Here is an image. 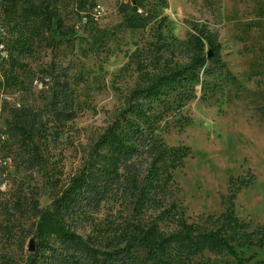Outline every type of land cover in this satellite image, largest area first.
<instances>
[{
    "label": "rangeland",
    "instance_id": "rangeland-1",
    "mask_svg": "<svg viewBox=\"0 0 264 264\" xmlns=\"http://www.w3.org/2000/svg\"><path fill=\"white\" fill-rule=\"evenodd\" d=\"M25 2L21 0L17 19H22ZM31 2L56 9L62 21L33 30L22 22L13 32L8 16L0 19L7 37L0 41V264H26L37 218L31 193L46 207L121 110L131 102L148 107L145 94L137 92L147 85L143 72H157L172 53L179 62L187 61L179 51L191 33V21L206 22L219 32L229 75L207 77L190 98L152 102L147 113L155 138L190 148L160 187L188 222L209 227L221 225L216 217L236 191L234 207L244 226L224 227L239 234L234 244L244 257L264 260V246L242 243L248 234L255 240L264 234V0H147L148 23L136 29L121 26L118 0ZM5 3L0 2L2 7ZM18 31L29 38V49L16 43L12 60L8 47ZM53 70L72 84L78 112L46 167L28 171L20 158L22 148L9 131L10 113L21 105L38 108L48 102ZM209 215L215 217L207 220ZM131 217L125 201H105L99 211L80 213L79 232L103 242ZM158 223L163 228V221ZM140 255L130 264H152L144 252ZM190 256L192 263L235 264L222 249L205 248Z\"/></svg>",
    "mask_w": 264,
    "mask_h": 264
},
{
    "label": "trees",
    "instance_id": "trees-1",
    "mask_svg": "<svg viewBox=\"0 0 264 264\" xmlns=\"http://www.w3.org/2000/svg\"><path fill=\"white\" fill-rule=\"evenodd\" d=\"M20 3L21 0H7L4 8L13 32L22 22L29 23L33 30L40 25L54 27L62 21L56 9L35 5L31 0L25 2L22 19H17L15 13ZM146 5L147 0H118L123 14L121 26L145 27ZM190 29L184 48L179 51L186 54V62H179L172 53L165 57L157 72H143L147 85L137 92L145 94L148 107L144 109L143 103L131 102L121 110L92 143L80 169L66 177L46 207H41L31 193V208L37 218L32 230L34 249L29 251L26 264H47L51 260L63 264H130L141 256L140 252L152 264H221L203 260L192 263L190 255L205 248L225 250L233 256L235 264H264V260L252 261L238 252L234 241L240 238L239 234L224 227L225 224L244 226L234 207L236 191L226 197L225 210L216 217L221 225L209 227L188 222L167 201L160 187L169 169L179 165L190 148L169 146L155 138L153 122L147 113L152 102L159 97L190 98L207 77L229 75L219 32L200 21H191ZM11 41L8 58L12 60L16 43L29 49V38L19 31ZM14 67L10 63L12 75ZM50 76L54 81L48 102L38 108L21 105L10 113L9 131L22 148L20 158L28 171L46 167L61 142L64 128L78 112L75 91L68 78L54 70ZM120 200L130 206L132 217L127 223L118 224L106 241L84 237L79 232L82 211L96 212L103 202ZM149 210L154 217H150ZM214 217L209 215L207 220ZM159 220L163 221V228ZM246 236V242L242 243L264 246V234L257 240L251 234Z\"/></svg>",
    "mask_w": 264,
    "mask_h": 264
},
{
    "label": "built area",
    "instance_id": "built-area-1",
    "mask_svg": "<svg viewBox=\"0 0 264 264\" xmlns=\"http://www.w3.org/2000/svg\"><path fill=\"white\" fill-rule=\"evenodd\" d=\"M3 1V0H2ZM5 1H7V0H5ZM0 2H1V0H0ZM6 4V3H5ZM2 8V9H1ZM4 8L5 7H2L1 6V4H0V19H2L3 18V15L5 14L4 13ZM6 35H4V34H2V32L0 31V39H4V37H5ZM0 41H2V40H0ZM1 43V42H0ZM3 47V46H2ZM0 50H1V48H0Z\"/></svg>",
    "mask_w": 264,
    "mask_h": 264
},
{
    "label": "water",
    "instance_id": "water-1",
    "mask_svg": "<svg viewBox=\"0 0 264 264\" xmlns=\"http://www.w3.org/2000/svg\"><path fill=\"white\" fill-rule=\"evenodd\" d=\"M34 249V240L32 239L31 243H30V250Z\"/></svg>",
    "mask_w": 264,
    "mask_h": 264
}]
</instances>
